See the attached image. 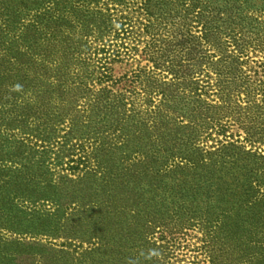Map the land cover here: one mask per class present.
I'll list each match as a JSON object with an SVG mask.
<instances>
[{
	"label": "rangeland",
	"instance_id": "1",
	"mask_svg": "<svg viewBox=\"0 0 264 264\" xmlns=\"http://www.w3.org/2000/svg\"><path fill=\"white\" fill-rule=\"evenodd\" d=\"M43 1L0 0V74L5 72L8 76H16L21 71L20 64L24 63L21 55L26 49L15 48V45L25 44L35 33L34 30L26 31V26L40 22L36 10ZM137 1L46 0V6L55 10L54 20L61 19L60 31H57L60 40L65 36L61 30H67L71 32L74 44L79 45L80 37L87 32L88 22H95L103 30L106 10L113 16L119 17L123 11L125 15L132 16ZM93 33L90 38L93 48H101L100 45L108 41L114 53L122 54L120 42L113 34L101 39L97 30L94 29ZM34 36L37 37L36 34ZM93 36L100 39L93 41ZM125 44H129V56L117 59L110 66V77L120 89V83L128 86L125 91L111 90L112 94L105 98L111 100L113 96L120 95V109L116 111L109 108V111H81L86 101L99 99L88 91L99 92L106 83L100 66L94 67L92 63L80 65L76 60L68 62L71 72L64 79L79 80L76 73L84 72L81 78L87 87L72 88L66 97L62 95L65 97L63 104H52L49 112L40 110L35 103L36 96H40V88L49 86L53 82L51 78L59 74L61 55L57 53L60 48L56 42L48 55L56 65L48 66L47 80L40 76L43 49L39 46L35 50L39 53H35L31 66L37 69L32 68L35 71L25 75L30 81L26 82L30 85L27 87L29 93L21 91L25 88L24 81L17 83L18 89L9 86L11 78L0 83V146H16L14 143L20 141L32 149L30 153H34L35 163H44L46 172L42 170L45 172L43 175L32 170L33 174L29 176L26 173V177L35 181L41 174V178L52 183L47 195L43 191L37 194L45 196L47 201H15L18 210H11L0 199V264H248V256L255 252L247 244L250 239L246 235L238 237L240 235L233 229L235 223L239 224L234 220L244 219L243 216L236 211L219 216L222 210H211V201L218 195L220 200L223 192H219L224 188H228L227 192L238 191L245 179L255 176L261 180V185L254 196L259 195L260 198L264 186L261 162L240 159L241 154L236 152L230 162L222 156V159L212 156L206 161L214 164L202 172L161 174V178L155 179V175L145 171L142 163L146 160L139 153L141 148L132 141L134 118H128L127 113L123 124L116 120L123 118V104L129 108L128 104L136 103L138 95L153 87L152 83L147 89L143 75L135 77L139 72H147L151 64L142 56V46L138 49L131 46V40ZM79 50L82 52L81 47ZM212 50L217 55L220 54L218 50L224 52L225 48ZM261 56L259 53H247L242 60L250 58L257 61ZM15 59L21 63H15ZM241 70L244 74L248 72L245 67ZM73 72L76 73L73 75ZM239 86L241 82L237 83L236 90L243 92L245 86ZM56 97L54 92L53 98ZM223 98L222 102L219 96L211 94L207 100L210 104L220 105V109L206 111L207 116L220 119V125L226 124L224 136H213L214 140L222 141L226 137L228 143L239 142L238 146L244 151L264 154V144L244 143L245 135L240 125L232 121L236 114L241 115L240 122L247 115L245 111L234 108V102L245 106L246 95L237 98L229 93V97ZM52 123L55 125L50 141L42 143L36 140L38 134L40 136V132L46 131V127L50 129ZM20 130L26 135H22ZM215 145L211 140L198 146L211 150L213 147L216 149ZM28 156L22 155L24 159ZM177 161L172 159L168 165L173 167ZM5 166L4 174L8 168H18L10 163ZM181 180H186V188L179 187ZM255 228L263 231L261 224Z\"/></svg>",
	"mask_w": 264,
	"mask_h": 264
},
{
	"label": "trees",
	"instance_id": "2",
	"mask_svg": "<svg viewBox=\"0 0 264 264\" xmlns=\"http://www.w3.org/2000/svg\"><path fill=\"white\" fill-rule=\"evenodd\" d=\"M135 7L132 16L125 15L124 11L119 17L113 16L106 10L103 15V30L95 22H88L85 28L87 32L82 34L81 44L77 45L71 40L72 34L67 30H61L65 36L60 40L58 32L61 19L54 20L55 10L46 6V0L43 1L41 7L36 10L40 22L26 26V31L34 30L35 33L25 44L15 45V48L19 46L26 49L21 55L24 63L14 60L15 63L17 61L21 63V71L16 76L1 73L0 83L11 78L13 80L9 86L18 89L17 83L30 82L29 77L25 75L37 69L31 66L34 64L32 58L35 53H39L35 51L39 46L43 49L39 65L40 76L45 78L49 72L48 66L56 65L48 57L52 45L56 42L60 48L57 53L61 55V63H58L59 74L51 78L53 82L48 84L49 86L40 88L38 92L40 96L35 98L40 110L43 112L45 109L49 112L52 104H63L72 88L87 87L84 78H81L84 72H73V75L76 73V76H79V80L68 82L64 79L71 72L68 62L76 60L80 65L92 63L94 67L100 66L102 79L106 83L99 92L88 91L93 92L99 99L86 101L81 111L85 113L91 109L108 108L116 111L120 109L118 106L121 102L120 95L113 96L111 100L105 98L112 94L111 90L116 88L117 92L125 91L128 85L120 83V89L119 84L112 82L110 66L118 61L117 59L129 56L127 48L129 44L125 42L131 40V46L137 49L143 47L141 54L147 63L151 64L147 72H139L135 77L143 75L147 89L152 83L153 87L144 91L143 95H138L136 103L128 104L129 108L127 104H123L125 109L121 113L123 118L116 121L123 124L127 113L128 118H134L135 130L132 141L139 145L141 148L139 153L146 160L142 163L143 169L155 175V179L161 178V174L167 176L177 172L197 173L214 164L206 161L212 156H219L220 159L224 157L230 162V158L238 152L241 154L240 159L260 161V169L264 173V154L244 151L238 146L239 142L228 143L226 137L222 141L214 140L213 136H224L226 124L220 125L218 123L220 119L207 116L206 112L210 109H220V105L207 102L211 94L219 96L222 102L224 96L229 97V93L237 98L245 94V106H242L241 102H234V108L240 112L245 111L247 115L243 122H240L239 114H236L237 117H233L232 121L240 125L245 135L244 143L264 144V0H138ZM217 18L218 20L214 22ZM94 29L100 34L101 39L113 34L120 42L122 54L114 53L111 50V42L108 41H104L100 45L101 48H93L90 38L92 34L94 35ZM93 38V41L100 39L95 36ZM76 46L78 47L75 48ZM79 47L82 48V52ZM217 47H223L225 51L218 50L220 54L216 55L212 49ZM247 53L253 55L259 53L262 56L257 61L250 58L243 61L242 58L247 56ZM64 61L65 64H62ZM242 67L248 72L244 74ZM32 68L35 70H31ZM238 82H241L239 88L245 86L243 92L236 90ZM25 83L23 85L26 89L21 91L29 93L27 87L30 85ZM228 90L229 93H226ZM54 92L57 94L56 98H53ZM54 125L55 123H52L50 129L46 127V131L40 132V136L38 134L35 139L48 143ZM21 134L26 135L23 132ZM211 140L215 142L216 149L213 147L209 150L198 146ZM14 144L17 147L0 146V199L10 206L11 210H18L15 201L23 200L28 203L47 201L45 196L37 194L43 191L47 195L52 183L50 181L48 183L46 178H41V174L35 181L32 177H26V173L29 176L33 174L32 170L42 172L44 175L46 167L39 161L35 163L34 153H30L32 149L20 141ZM225 151L228 154L223 156L222 153ZM23 154L28 156L27 159L22 157ZM172 159L179 160L173 167L171 164L168 165ZM6 163L18 168H8L9 171L4 174L7 169ZM262 179L264 183V176ZM260 181L256 176L247 178L238 191L227 192L226 187L219 192H223L220 200L217 199L218 195L211 201L213 204L211 210H222L219 216L224 217L231 211L243 216L244 219L240 218L241 222L240 219L234 220L239 224L235 223L233 229L240 235L238 237L246 235L250 239L247 244L256 252L250 253L247 258L248 264H264V186L260 198L259 195L254 196L261 185ZM181 182L179 187L186 188V180ZM8 218L10 219V216ZM257 224H261L263 231H256Z\"/></svg>",
	"mask_w": 264,
	"mask_h": 264
}]
</instances>
